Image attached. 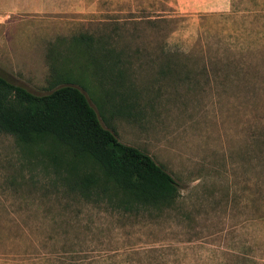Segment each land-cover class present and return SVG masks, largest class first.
Returning a JSON list of instances; mask_svg holds the SVG:
<instances>
[{
    "label": "rangeland",
    "instance_id": "374dc122",
    "mask_svg": "<svg viewBox=\"0 0 264 264\" xmlns=\"http://www.w3.org/2000/svg\"><path fill=\"white\" fill-rule=\"evenodd\" d=\"M13 2L0 0V74L36 94L72 74L101 123L180 196L121 215L42 182L19 187L40 174L0 132V264H264V0L199 12L178 0ZM170 59L190 82L161 71ZM114 103L132 115H110Z\"/></svg>",
    "mask_w": 264,
    "mask_h": 264
},
{
    "label": "trees",
    "instance_id": "16d2710c",
    "mask_svg": "<svg viewBox=\"0 0 264 264\" xmlns=\"http://www.w3.org/2000/svg\"><path fill=\"white\" fill-rule=\"evenodd\" d=\"M91 42L85 35L73 39L85 47ZM189 69L185 62L170 59L161 71L190 82ZM53 82L65 83H52L48 93L36 94L0 74V132L14 136L30 156L31 169L40 174L27 178L21 174L17 186L42 182V187L53 189L61 198L71 195L121 215L155 214L174 207L180 188L172 175L101 123L72 74H57ZM129 107L114 103L110 115L131 116Z\"/></svg>",
    "mask_w": 264,
    "mask_h": 264
},
{
    "label": "crops",
    "instance_id": "0c3cea01",
    "mask_svg": "<svg viewBox=\"0 0 264 264\" xmlns=\"http://www.w3.org/2000/svg\"><path fill=\"white\" fill-rule=\"evenodd\" d=\"M38 0H14L15 5L22 6H29V5H37ZM180 4V9L184 11H214L218 9L217 5H220L219 3H222L224 6L222 8H225V0H195L191 3H189L187 0H178Z\"/></svg>",
    "mask_w": 264,
    "mask_h": 264
}]
</instances>
